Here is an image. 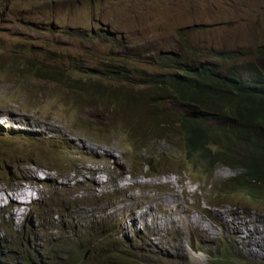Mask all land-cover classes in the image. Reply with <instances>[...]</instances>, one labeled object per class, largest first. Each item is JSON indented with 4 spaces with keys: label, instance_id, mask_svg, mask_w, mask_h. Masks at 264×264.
<instances>
[{
    "label": "rangeland",
    "instance_id": "obj_1",
    "mask_svg": "<svg viewBox=\"0 0 264 264\" xmlns=\"http://www.w3.org/2000/svg\"><path fill=\"white\" fill-rule=\"evenodd\" d=\"M8 4L11 7L4 13ZM0 13V173L9 179L10 171L16 178L0 179V192L12 191L11 195L20 196V200L28 188L35 198L29 199L19 213L13 210V203L7 208L9 203L1 202L0 239L10 225L23 230L28 219H34L38 226L47 220L55 227L65 220L62 233L66 235L80 232L96 218H104L107 238L102 241V236L94 233L85 244L91 245L95 254L104 253L109 245L123 250L126 258L115 264H212L214 257L229 251L242 264H264V255L251 256L243 246L240 249L234 229L223 226L227 218L243 228L251 220L250 227L257 226L264 236V203L251 199L244 191L212 199L218 195V185L234 175L233 170L219 163L205 175L199 165L187 162L175 130L169 142L156 139V135L150 139L149 135L144 139L152 141L142 150L134 148L118 123H131L128 130L144 128L146 118L140 119L143 103L130 106L125 100L120 105L121 114L111 120L112 113L101 105L85 106L61 86L28 76L21 81L13 71L21 70L27 62L26 54L15 56L19 45L29 47L34 41L35 33L26 27L28 21L88 30L109 26L130 49L147 54L183 51L178 30L193 26L190 41L200 49L254 50L264 45V0H0ZM49 39L47 33L36 42L42 49L38 55L51 51L47 48ZM60 39L69 42L63 55L71 64L75 61L69 55L88 52L82 63L99 66L100 60L95 57L102 58L108 52L97 50L95 38L91 44L65 36ZM149 109L183 110L179 105ZM15 156L12 166L9 160ZM144 161L152 162L150 169L140 168ZM211 199L216 205L208 207ZM56 211L60 212L58 217ZM184 211L207 221L212 229L191 236L180 232L173 218L181 219ZM50 225L38 239L26 234L43 258L45 237L55 232L50 233ZM243 233L241 237L245 238ZM262 240L257 236L253 243Z\"/></svg>",
    "mask_w": 264,
    "mask_h": 264
},
{
    "label": "trees",
    "instance_id": "obj_2",
    "mask_svg": "<svg viewBox=\"0 0 264 264\" xmlns=\"http://www.w3.org/2000/svg\"><path fill=\"white\" fill-rule=\"evenodd\" d=\"M8 10L6 5L3 11ZM26 27L38 34L33 37L36 41L42 40L41 35L50 34L47 48L51 51L38 55L42 49L32 42L29 48L19 47L15 56L26 54L27 61L21 70L13 68L21 74L20 78L28 76L61 86L76 99L80 98L85 106L101 105L105 111H110L111 120L121 114L120 105L125 100L130 106L139 107V103H143L145 108L140 119L145 117L147 121L143 130L141 126L128 130L131 123L127 121L118 123L120 132L129 135L134 148L142 150L154 135L158 140L169 142L170 133L175 130L181 137L187 162L199 165L205 175L219 163L235 172L218 185L214 199L228 196L231 191H244L251 199L264 203V45L254 50H203L190 41L193 26L178 30L183 51L147 54L130 49L125 39L117 38L118 34L109 26L88 30L28 22ZM62 36L87 44L95 38L97 50L103 48L108 51L107 55L95 57L100 60L99 66L82 63L89 56L88 52L69 55L68 58L75 61L71 64L63 55L69 42L61 41ZM170 105H179L183 110L149 109ZM149 135V140L144 139ZM16 157L9 160L12 166ZM151 166V161H144L141 168ZM8 175L10 178L5 179L0 173V179L11 181L14 177L10 171ZM54 213L60 214L59 211ZM43 224L46 231L51 223L46 220ZM106 225L107 219H94L78 234L66 235L62 233L64 224L59 228L50 225V233L51 230L55 233L45 237L46 258L34 250V244L22 231L10 225L0 239V264H115L126 258L123 250L109 245L104 253L95 254L91 245L85 244V239L94 233L104 241ZM57 242L59 245L54 247ZM224 263L239 264V261L224 253L219 264Z\"/></svg>",
    "mask_w": 264,
    "mask_h": 264
},
{
    "label": "bare ground",
    "instance_id": "obj_3",
    "mask_svg": "<svg viewBox=\"0 0 264 264\" xmlns=\"http://www.w3.org/2000/svg\"><path fill=\"white\" fill-rule=\"evenodd\" d=\"M168 182H171V180H166V183H168ZM166 183H165V185H166ZM24 188L26 189L27 187H24ZM11 194H12V191H11V193H9L7 191L0 192V204H1V202L5 201V200L9 203V206H11L10 204L13 203L15 205V208L13 210L16 213H19L23 209V206L25 205V203L29 199H33V195H32V193L29 192L28 188L26 189V194H25L26 196H24V195L22 196L23 199L18 200L20 198V196H17V195L12 196ZM167 198H169V197H167ZM14 199H17L18 202L14 203ZM171 199L173 202H175L173 197ZM172 208H173V206H172ZM11 211H12V209H11ZM11 217H13L12 212H11ZM255 221L256 220L254 219V221L252 222V225H254ZM173 222L176 223L175 226L177 227V229L180 232L188 233L190 236H191V234L192 235L198 234V233L203 234V232L205 230L212 229L210 223H208L207 221H206V223L203 222L202 219L199 217H191L189 212H187V211L183 212V214L181 215V219L178 220V219L173 218ZM223 222H224V224H223L224 227H230L231 229H234L233 233L235 234V242L240 243V245H241V246H239L240 249H243L242 248V246H243L244 250L251 256L262 257L264 255V236L261 233L262 230L258 229L257 226H254L253 229L256 232H253L252 231L253 229L250 227L251 226V224H250L251 220L246 221L245 228H243L242 226H235V223L233 221L229 220L228 218L226 220H223ZM177 223H179V225H177ZM236 228L239 231L236 230ZM243 230L245 231V235H246L245 238L241 237V236H244ZM257 236L262 237L263 240L259 244H254L253 241H254L255 237H257ZM239 238H242V239H239Z\"/></svg>",
    "mask_w": 264,
    "mask_h": 264
},
{
    "label": "clouds",
    "instance_id": "obj_4",
    "mask_svg": "<svg viewBox=\"0 0 264 264\" xmlns=\"http://www.w3.org/2000/svg\"><path fill=\"white\" fill-rule=\"evenodd\" d=\"M8 6H9V9H10V7H11V4H8ZM26 14H31V13H26ZM28 22H31V21H28ZM27 22V23H28ZM29 29V28H28ZM30 31H32L31 29H29ZM114 31V30H113ZM34 32V31H33ZM35 33V35H34V37H37L38 36V34L36 33V32H34ZM47 34V33H46ZM43 35H45V34H43ZM43 35H41V39H42V37H43ZM49 36H50V34H49ZM36 42H38V41H36L35 39H34V41H32V43H35L36 44ZM31 43V42H30ZM19 44H21V43H19ZM30 45V44H29ZM37 45V44H36ZM20 47H25V46H23V45H19ZM25 48H29V47H25ZM3 63H1L0 62V66L2 65ZM14 73H16V72H14ZM16 74H18V73H16ZM18 75H21L20 73L18 74ZM31 79H34V78H32L31 77ZM19 80H21V81H23V78H20L19 77ZM34 80H37V81H43V80H38V79H34ZM18 85V84H17ZM144 128L142 127V130H143ZM140 133V132H139ZM138 133V134H139ZM146 135V134H145ZM145 135H143L142 137H144ZM35 137H37V136H35ZM141 137V138H142ZM140 138V139H141ZM144 147V146H143ZM142 147V148H143ZM33 164V163H32ZM141 168V167H140ZM145 168H147V167H145ZM145 168H141V169H145ZM147 169H150V168H147ZM16 178H13L11 181H13V180H15ZM43 180H44V178H42ZM217 196V195H216ZM216 196H214V197H216ZM214 197L212 198V199H214ZM35 198L33 197V200H34ZM39 199V198H38ZM210 200L209 201V203L210 202H214L215 203V201L214 200ZM33 200H32V202H33ZM31 201V200H30ZM40 202V201H39ZM261 203H263V202H261ZM39 206H40V203L38 204ZM211 206H213V205H210V204H208V207H211ZM7 208H9V205H7L6 206ZM39 213V211L38 212H36V215ZM1 214L2 215H7L8 216V212L7 211H2L1 212ZM35 215V216H36ZM67 215L69 216L70 214H69V212L67 213ZM10 216H11V214H10ZM56 216L58 217V214L56 213ZM12 218V217H11ZM35 218V217H34ZM51 219H53V217H51ZM96 219H98V218H96ZM63 224L65 225L66 224V221L64 220V222L60 225V227H62L63 226ZM31 225V226H30ZM14 226V225H13ZM30 226V230H28V227ZM86 226V225H85ZM84 226V227H85ZM14 228L17 230V231H22V235L24 236V237H26V234L27 233H29V234H32V236L35 238V239H38V235L41 233V232H45L44 231V224H42V226H38L37 224H36V222H35V220L34 219H32V220H26L25 221V223H24V227H23V230L21 229V228H18V227H16V226H14ZM57 228H59V227H57ZM86 228V227H85ZM55 233V232H54ZM78 234V233H77ZM83 237V236H82ZM30 241V240H29ZM31 242V241H30ZM228 255H229V257L230 258H232V254H231V252L229 251L228 252ZM222 256V255H221ZM221 256H218V257H214V260L215 261H213L212 262V264H219L220 263V258H221ZM234 257V256H233ZM234 258H236V257H234ZM238 261H239V264H242L241 263V261L238 259V258H236ZM226 264V263H225ZM260 264H263V263H260Z\"/></svg>",
    "mask_w": 264,
    "mask_h": 264
}]
</instances>
